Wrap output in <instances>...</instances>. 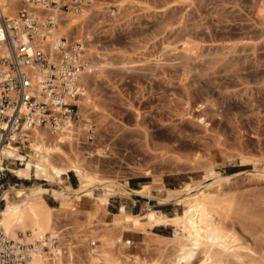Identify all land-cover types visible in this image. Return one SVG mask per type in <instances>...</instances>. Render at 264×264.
I'll return each mask as SVG.
<instances>
[{"label":"rangeland","instance_id":"rangeland-1","mask_svg":"<svg viewBox=\"0 0 264 264\" xmlns=\"http://www.w3.org/2000/svg\"><path fill=\"white\" fill-rule=\"evenodd\" d=\"M94 2L89 43L84 40L86 54L103 69L92 67L84 79L94 105L80 122L78 136L61 144L57 155L77 158L117 183L144 179L155 197H164V182L181 191L201 181L211 166L225 178L218 185L221 197L233 202L223 223L255 250L254 257L261 249L257 258L250 253L246 259L258 262L264 255V230L258 229L264 220V0ZM71 13L63 14L60 23ZM69 36L76 41L74 33ZM87 123L93 140L82 129ZM63 177L78 188L73 172ZM35 186L63 190L44 179L13 175L10 200H16L13 190ZM100 196L96 189L94 198L75 205L72 198L61 204L51 193L43 195L60 232L65 263L85 264L93 252L112 261L118 249L124 264H130V257L140 260L135 264L173 259V244L167 240L173 227L122 231L114 226L113 214L127 212L121 206L129 196L109 197L104 210L96 200ZM167 208L168 217L183 211L174 203ZM201 261L198 255L191 264Z\"/></svg>","mask_w":264,"mask_h":264},{"label":"bare ground","instance_id":"bare-ground-1","mask_svg":"<svg viewBox=\"0 0 264 264\" xmlns=\"http://www.w3.org/2000/svg\"><path fill=\"white\" fill-rule=\"evenodd\" d=\"M2 2L3 12L7 14L8 11L11 13L12 11L16 12L15 10L22 3L21 0H2ZM95 8H97V4L92 0L90 4L81 7L79 10L71 11L72 13L68 12L71 14L64 18L63 22H59L55 34L68 37L74 33L76 41L85 42L88 39L86 37L89 36L88 25L93 15H95ZM260 12L264 18V4L261 6ZM90 46L92 45L90 44ZM92 67L98 70L103 69V67H98L93 63ZM92 70L93 68L90 73H92ZM83 83L85 84V93L77 101L80 120H76L71 128L52 131L47 127H33L27 133L28 144L26 147L29 148V152L24 154L20 152L18 146L8 144L3 147L4 155L23 160V165L15 167L17 169L11 167L16 177L26 181H31L32 178L44 179V181L58 184L63 188L61 192L50 191L40 186L13 190L16 199L13 201L10 200V192L6 189L3 193L5 206L0 209V226L5 235L11 239H19L18 233L21 232L23 235L22 241L26 244L40 242L50 246L51 239L59 237L60 232L55 229L56 222L52 215V209L43 199V195L46 193H51L61 204L72 198L73 204L76 205L82 198H94V190L100 189L102 196L97 197L96 200L102 210L108 205L111 196L128 197L134 193L147 198L152 197L150 194L151 187L147 185H144L140 191L134 192L127 187V183L121 184L99 177L95 171L87 168L77 158H61L57 155L60 152L61 144L71 141L74 136H78L74 134L80 132L82 125L80 122L86 121L89 111L94 105L93 93L87 83L85 81ZM89 123L82 127L87 128ZM69 172L75 174L78 188H73L65 182L66 179L63 176L68 175ZM148 174L150 173H145V175ZM223 179L225 178L221 177L210 166L205 170V175L201 181L193 184L188 183L181 191L166 189L164 197H156L159 204L174 203L177 206H182V213L168 217L148 207L142 215H132L128 212L114 214L113 224L122 231L133 232L139 230L146 233L158 226L173 227V235L168 239L156 235L157 238L170 240L173 244V259L168 264H191L192 260L198 255H201L202 261L200 263L202 264H246L248 254L253 253V258H257L261 249L254 257L255 250L253 249L254 251L251 250V252L250 248L244 245L240 241V237L238 238L233 232L232 227L229 228L224 225L223 220L233 208V202L222 198L220 192H218V185ZM258 229L264 230V220L259 221ZM56 250L52 251L50 255L34 254L27 264H73L63 261L66 256L63 249L57 248ZM67 254L68 258L73 260L71 251ZM121 256L122 253L119 249L118 255L112 261H109L106 254L93 252L89 261L85 264H124V257ZM259 256L261 258H258V262L254 259L250 260V263L255 261L252 264H263V253ZM128 261L130 264L140 262L135 257L128 258Z\"/></svg>","mask_w":264,"mask_h":264},{"label":"built area","instance_id":"built-area-1","mask_svg":"<svg viewBox=\"0 0 264 264\" xmlns=\"http://www.w3.org/2000/svg\"><path fill=\"white\" fill-rule=\"evenodd\" d=\"M21 2L22 7L9 15L0 0V209L14 175L11 167L23 165L22 159L4 155L3 147L12 144L24 153L27 133L33 127L71 128L79 118L77 101L85 93L83 81L92 69L85 42L55 34L63 14L92 0ZM83 130L87 140H93L92 125ZM18 236L17 240L7 237L0 226V264H27L34 254L50 255L62 249L59 237L52 238L48 246L26 244L21 232Z\"/></svg>","mask_w":264,"mask_h":264},{"label":"crops","instance_id":"crops-1","mask_svg":"<svg viewBox=\"0 0 264 264\" xmlns=\"http://www.w3.org/2000/svg\"><path fill=\"white\" fill-rule=\"evenodd\" d=\"M67 184L73 187L70 181H67ZM144 185H148L146 181H144V179H140V181H136V182H127V187L134 192L140 191ZM163 188H164V191H166V189H169V190L175 189L174 187H172V185H167L165 182L163 183ZM151 195H152L151 198H147L146 196L132 193L128 198L130 201L127 202V205L125 207L122 205L121 207L122 209L127 210V212L132 215H141L149 207L151 209H154L156 212H159V213H162L168 216V208H167L168 203L159 204L157 202L156 197L154 196L152 192H151ZM164 196H165V192H164ZM156 235L164 236L162 233H156Z\"/></svg>","mask_w":264,"mask_h":264}]
</instances>
